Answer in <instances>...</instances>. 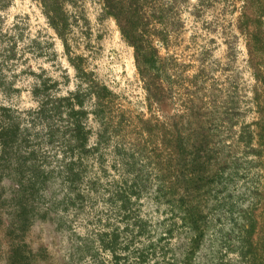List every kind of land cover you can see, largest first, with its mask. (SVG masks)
<instances>
[{"label": "rangeland", "instance_id": "1", "mask_svg": "<svg viewBox=\"0 0 264 264\" xmlns=\"http://www.w3.org/2000/svg\"><path fill=\"white\" fill-rule=\"evenodd\" d=\"M239 6L237 0H188L177 4L175 12L183 27L171 35L167 49L158 45L160 55L170 58L174 83L170 88L165 86L160 104L149 109L132 48L123 41L115 22L102 16L99 0H0V117L15 121L20 118L17 151L27 153L35 149L36 159H29H35L36 165L38 160H54L53 149L35 139L39 125L34 127L30 119L37 107L32 92L46 90L62 96L72 91L78 82L72 65L76 64L116 95L114 113L122 114L126 125L135 126L138 119H151L165 129L180 127L188 144L195 137L207 141L209 151L197 156L195 166L202 177L193 186L198 188L196 199L206 232L192 262L245 264L249 257L244 256L246 261L241 257L245 252L236 224L246 208L243 195L255 191L259 184L260 159L245 144L251 141V147L256 148L255 123L260 112H264V83L252 76L243 38L236 29ZM85 103L89 106L90 101ZM86 122L92 131L89 145L93 147L96 124L92 116ZM126 139H122L124 145L133 138L128 134ZM147 149L152 150V145ZM110 151V147L104 148L102 153L108 155ZM164 155L157 150L140 164L151 178L148 195L137 204L147 226L139 237L133 232L137 238L130 244L129 252L156 243L158 254L145 264L163 262L159 250L163 243L158 242L160 232H154V226L157 218L165 225L167 208L163 200L158 204L151 199L158 211L148 202L152 198L149 192L156 184L155 160L158 166L173 170V166L165 164ZM16 156L12 151L9 160L14 162ZM189 160L187 157L180 161V166L189 164ZM29 165L22 167L20 173L7 163L10 170L0 175V264H10L8 259L15 254L13 262H22L19 255H23L22 264H65L72 232L77 236L87 232L108 235L115 229L119 234L115 245L117 263L137 262L131 258L127 263L124 255L129 254L123 251L129 245L131 239L127 235L132 229L104 204V195L94 201L101 220L97 223L89 208L75 210L58 199L53 203L45 197L47 193L57 197L59 192L55 188L44 194L34 189L26 195L27 226L22 229L21 225L11 224L17 202L11 196L16 186L27 179ZM108 172L101 181L103 188L110 180H117L114 171ZM169 180H173L172 175ZM103 240L99 257L105 264H113L110 253L104 249L109 238ZM175 242L171 241V248Z\"/></svg>", "mask_w": 264, "mask_h": 264}, {"label": "trees", "instance_id": "2", "mask_svg": "<svg viewBox=\"0 0 264 264\" xmlns=\"http://www.w3.org/2000/svg\"><path fill=\"white\" fill-rule=\"evenodd\" d=\"M99 1L102 16L115 22L123 41L132 48L134 66L142 80L148 108L159 105L165 86L170 88L174 78L169 67L170 58L160 55L158 45L167 49L171 35L175 31L177 33L181 31L183 26L175 9L179 2L187 3L188 0ZM237 1L240 6L236 29L243 38L252 76L256 81L264 83V0ZM55 31L61 35L56 28ZM227 45L232 51L230 44ZM72 65L78 77L72 91L62 96L50 94L46 90L38 93L34 89L32 92L37 107L30 119L34 127L36 123L39 125L36 127L35 139L53 149L54 160L46 163L44 160H38L36 165L35 149L27 153L20 149L17 151L18 145L15 143L20 132V118H17V122L14 119L0 117V175L10 170V166H6L7 163L15 166L14 170L20 173L22 167L30 164L27 179L24 184L16 186L11 196L17 201L10 217L11 224L21 225L22 229L27 226L29 221L25 216L28 206L26 195L34 189L44 194L55 188L59 192L57 197L53 198L48 193L45 197L48 196L53 203L58 199L63 205H70L75 210L89 208L91 218L97 223L101 220L94 201L104 195V204L112 208L120 222L132 229L130 232L127 231L130 233L127 238L131 240L123 250L129 254L124 255L126 262L134 258L137 261L135 264H145L149 258L155 259L158 252L157 244L154 242H150L144 249L135 248L131 253L129 248L137 238L133 232L139 237L147 226V222L139 214L137 204L141 197L148 195L147 184L151 178L144 172V167L142 170L140 164L144 159L150 158L146 157L148 154L152 156L158 150L162 156L165 154L163 159L165 164L173 166L172 172L171 167L167 170L166 166H158L157 159L155 160L156 184L149 192V195H152V198H149V205L158 211V205L153 204L151 199L158 204L163 200L167 208L165 225L163 220L157 218L156 227L154 226V232H160L158 242L163 243L159 249L163 260L161 264H193V258L198 253L206 232L202 220L203 212L196 199L198 188L193 186L199 183L202 177L200 172L195 170V166L197 156L209 151L207 141L195 137L193 142L188 144L180 127L175 125L165 129L163 124L158 121L153 123L151 119H138L135 126L126 125V119L120 116L122 114L115 116L116 95L94 79L93 74L84 72L76 64ZM85 100L90 101L89 106ZM259 115L255 123L256 148L251 147V141L245 144L251 153L260 159L259 184L255 191H248L243 195V206L246 208L239 223L236 224V229L240 233L239 241L245 252L241 257L245 259L243 261L248 259L244 257L246 254L249 257L245 264H264V112H260ZM89 116H92L96 124L93 147L89 145L92 131L86 122ZM154 129L158 132L154 133ZM128 134L133 139L131 143L124 145L123 140H127ZM248 137L250 138V135ZM150 144L153 149L148 152L147 146ZM155 144L159 147H153ZM109 147L111 151L108 155L102 153L104 148ZM12 151L17 155L14 162L9 160V153ZM25 155L28 158H25ZM30 156L35 159H29ZM187 157L190 158L189 164L180 166V161ZM110 170L116 173L117 180H110L106 184L107 187L103 188L101 181L109 175ZM15 175L19 177L20 174L15 172ZM171 175L173 180H169ZM10 184L13 186V183ZM244 207L240 206L241 209ZM117 231L112 230L108 235H90L87 232L83 236H77L72 232L65 264H85L84 261H87V264H105L99 257L105 238L109 240L108 246L104 249L110 253L113 264H118L115 250V245L119 241ZM173 240L176 242L171 248ZM16 256L17 254L9 257L10 264H22L25 260L23 255H19L22 262H13Z\"/></svg>", "mask_w": 264, "mask_h": 264}]
</instances>
